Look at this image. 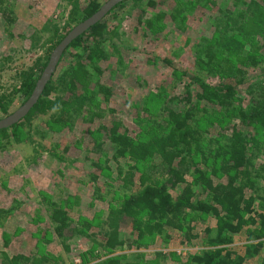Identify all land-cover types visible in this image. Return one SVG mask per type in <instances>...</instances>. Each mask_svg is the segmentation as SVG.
I'll return each mask as SVG.
<instances>
[{"label": "trees", "instance_id": "obj_1", "mask_svg": "<svg viewBox=\"0 0 264 264\" xmlns=\"http://www.w3.org/2000/svg\"><path fill=\"white\" fill-rule=\"evenodd\" d=\"M143 1L121 2L74 40L65 50L39 101L19 123L0 130V140H8L11 129L21 134L27 124L39 117L48 116L45 124L57 128L74 126L79 119L93 122L102 118L101 107L99 110L97 106L89 105L94 96H89L87 90L91 88L92 76L103 75L101 66L108 61L107 48H115L114 32L109 23L120 19V13L125 9L132 10V5L127 7L129 3ZM168 1L147 0L151 10L141 11L137 29L142 28L146 35L155 36L166 31L167 22H170L176 30L186 31L189 16L198 9L199 0L184 6L176 3L166 8ZM220 2L222 5L223 1ZM225 3L220 7L223 9L221 14H229L227 22L221 15L215 19L212 38L201 36L196 54L200 69H207L209 73L228 81L211 86L196 75L176 67L170 60H164L172 67L175 78L184 84V94L178 101L190 107L186 113L163 108L171 125L154 121L155 127L162 130L160 134L142 128L143 134L133 137L121 121L113 120L110 125L100 127L94 135L96 139L91 152L102 158L94 161L93 167L101 170L107 179H113V173L117 172L116 179L122 184L119 190L122 197L117 205L111 206L103 222L107 229L102 227L103 224L100 227V230L103 229L100 235L105 237L101 246L111 254L127 245L140 246L159 237L169 240L170 234L173 236L175 233L181 235L183 243L203 239L207 246L213 248L192 256L188 264H248L264 251V163H259L257 151L252 149L253 153L250 149V144L257 146L264 142V105L260 103L257 91L254 92L256 97L252 96L250 103L243 106L246 96L242 93L245 90L246 95H252L253 89L256 91L255 88L264 87V0L260 4L252 2L255 5L249 11L247 1L226 0ZM202 4L207 7L218 3L216 0H201ZM227 5L229 9L240 5L235 18L229 9L226 10ZM82 6L78 0L73 2L71 23L64 28L63 35L34 65L18 72V87L15 85L11 91L0 94V120L13 113L14 105H24L29 100L54 49L73 28L102 7L98 0H90ZM10 13L2 12L7 26L16 20L15 14ZM247 40H253L256 48H251ZM116 52L121 53V50ZM65 59L74 60L75 64L63 66ZM253 71L258 73L251 76ZM255 78L261 80L257 87V82L253 81ZM247 86L255 88L247 90ZM97 89L104 96L103 104H108L114 97V90L102 83L97 84ZM61 91L67 93L65 98L57 96ZM193 99L208 106L232 109L231 112L239 118L240 124L232 127L231 136L224 138L223 143L219 142L215 151L204 146L203 134L191 123L195 113ZM110 160L114 166H109ZM208 160H214L210 171L202 168ZM91 178L96 188L101 187L100 175L95 174ZM52 207L51 220L55 233L62 241L84 236L100 245L95 239L99 234L93 231V225L83 223L82 228L73 225L67 212L58 204H52ZM2 213L4 211L0 210V215ZM210 219L214 221L212 226L207 225ZM199 224L204 228L200 230ZM125 226L131 228L129 234L123 232ZM239 242L245 243L243 253L236 248ZM66 250L69 251L68 246ZM3 258L6 264H60L52 262L47 256L11 257L4 253ZM143 260L140 255L107 257L99 264H142ZM147 264L157 263L148 261ZM257 264H264V259L260 258Z\"/></svg>", "mask_w": 264, "mask_h": 264}, {"label": "rangeland", "instance_id": "obj_2", "mask_svg": "<svg viewBox=\"0 0 264 264\" xmlns=\"http://www.w3.org/2000/svg\"><path fill=\"white\" fill-rule=\"evenodd\" d=\"M75 1L77 0H0V94L11 91L15 85L18 87V72L34 65L63 35L64 28L71 23L70 13ZM88 1L90 0H78L82 7ZM98 1L103 6L109 0ZM193 1L197 0H169L166 8L176 3L184 6ZM220 1L227 4L226 0H216L218 4L205 7L199 0L198 9L189 16L186 31L176 30L173 24L167 22L166 31L155 36L146 35L142 28L137 29L136 26L139 25L141 11L151 10L147 0L138 4L129 3L127 7L132 5V10L125 9L120 13V19L109 23L114 32L115 48L106 45L108 61L101 66L103 75L92 76L91 88L87 90L89 96H94L89 105L95 108L97 106L99 110L101 107L103 117L93 122L79 119L74 126L59 128L45 124L48 116L39 117L27 124L21 134L18 130L11 129L9 139L0 140V210L4 211L0 215V264H6L4 253L11 257L47 256L52 262L60 264H99L107 257L137 255L144 259L142 264H147L148 261L157 264H188L192 256L213 249L203 239L183 243L179 233L173 236L170 234L169 240L159 237L140 246L127 245L112 254L103 249L101 244L105 243V237L100 235L103 230L100 227L103 224L102 227L107 229L104 223L108 210L117 205L122 197L119 191L122 184L116 179L115 167L113 179L104 178L101 170L93 167L92 163L102 157H97L91 151L96 131L104 125H110L113 120L121 121L131 136L135 137L142 135L143 129L148 132L152 129L153 133L160 134L162 130L155 127L154 121L171 125L168 115L163 111L165 107L178 113H186L190 107L178 101L184 94V84L175 78L172 67L164 60H170L176 67L196 75L211 86L228 81L209 73L207 69H200L196 54L199 38H212L215 19L221 15L227 22L229 14H221L223 9L220 6L223 4ZM242 1L250 4L247 11L255 5L252 2H261ZM239 6L229 9L227 5L228 8H225L235 18L234 15L239 13ZM4 11L15 14L16 20L10 26L6 25L2 16ZM246 43L251 48H256L253 40H247ZM117 50H121V53H117ZM258 55L262 56V53L258 52ZM66 62L69 64L65 65ZM65 63L63 66L75 64L70 59H65ZM257 73L253 71L251 76ZM253 81L257 82L256 87L261 82L256 78ZM98 83L115 92L108 104L101 103L104 96L99 94ZM253 88L255 87L247 90ZM255 89L252 95H246V91H242L246 96L243 106L250 103L252 96L256 97L254 92L257 91L259 101L264 105V87ZM148 95L153 97L149 98ZM57 96L65 98L67 93L61 91ZM193 102L195 113L191 123L203 134L204 146L215 151L219 142L223 143L224 138L231 136L232 127L240 124L239 118L231 112L232 109L208 106L197 100ZM21 106L14 105L12 112ZM65 149L70 151L64 152ZM250 149L257 151L260 156L259 160L256 158L257 161L264 163V142L257 146L250 144ZM110 162L109 166H114L113 161ZM213 166L214 160H208V164L202 168L210 171ZM95 174L101 176V187L96 188L92 181L91 176ZM52 204H58L66 211L73 225L81 228L83 223L93 225V231L99 234L95 239L100 245L84 236L62 241L55 233V225L51 220ZM213 223L210 219L207 225L212 226ZM198 227L200 230L204 228L202 224ZM123 232L129 234L131 228L125 226ZM244 245L245 243L240 242L236 244L240 253H243ZM233 247L234 245L231 246ZM260 258L264 259V251L260 257L248 261V264H257Z\"/></svg>", "mask_w": 264, "mask_h": 264}, {"label": "water", "instance_id": "obj_3", "mask_svg": "<svg viewBox=\"0 0 264 264\" xmlns=\"http://www.w3.org/2000/svg\"><path fill=\"white\" fill-rule=\"evenodd\" d=\"M125 0H109L92 17L79 24L60 42L51 54L49 63L44 70L37 86L29 100L14 113L0 120V130L7 129L24 119L42 96L46 85L50 82L56 72L65 50L78 37L87 32L91 27L100 22L112 9Z\"/></svg>", "mask_w": 264, "mask_h": 264}]
</instances>
